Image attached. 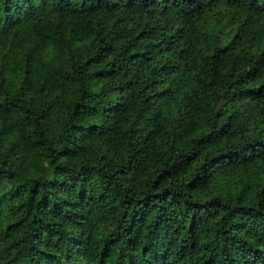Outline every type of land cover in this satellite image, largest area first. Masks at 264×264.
I'll list each match as a JSON object with an SVG mask.
<instances>
[{
    "label": "trees",
    "instance_id": "1",
    "mask_svg": "<svg viewBox=\"0 0 264 264\" xmlns=\"http://www.w3.org/2000/svg\"><path fill=\"white\" fill-rule=\"evenodd\" d=\"M0 264H264V0H0Z\"/></svg>",
    "mask_w": 264,
    "mask_h": 264
}]
</instances>
